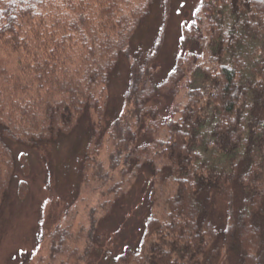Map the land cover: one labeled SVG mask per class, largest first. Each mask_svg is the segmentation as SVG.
Segmentation results:
<instances>
[{"label":"trees","instance_id":"1","mask_svg":"<svg viewBox=\"0 0 264 264\" xmlns=\"http://www.w3.org/2000/svg\"><path fill=\"white\" fill-rule=\"evenodd\" d=\"M163 1L159 35L136 57L155 0H0V214L17 179L13 146L41 151L83 124L91 142V113L103 117L112 78L129 61L105 144L86 150L83 178L99 196L86 206L88 225L68 207L40 264H93L103 219L139 181L140 235L107 252L110 264H215L233 251L239 264H264V0H199L182 28L188 50L155 81L172 4ZM163 95L164 115L152 106ZM26 189L22 180L19 194Z\"/></svg>","mask_w":264,"mask_h":264},{"label":"rangeland","instance_id":"2","mask_svg":"<svg viewBox=\"0 0 264 264\" xmlns=\"http://www.w3.org/2000/svg\"><path fill=\"white\" fill-rule=\"evenodd\" d=\"M163 0H155L150 21L139 31L133 42V52L146 54L157 39L163 20ZM170 16L167 22L166 39L157 62L155 81L168 72L175 57L181 51L188 50L187 43L182 41L183 25L193 18L199 0H171ZM129 61H123L118 74L113 78L107 93L103 117L92 111V120L96 124L97 134L89 141L88 128L83 124L75 132L64 136L56 144H50L39 151L27 149L20 144L13 146L18 163L17 179H13L8 197L0 214V264H40V258L48 254L51 241L47 235L58 223L64 225L67 218L66 209L70 207L69 215L76 216L83 225L87 224V204H96L98 194L93 190L92 183H86L83 176L87 174L85 154L90 144L102 140L105 144V130L111 121L114 110L123 102V93L127 87V70L129 76ZM185 101L183 93L179 95L176 105ZM163 96L155 98L152 106L164 115L169 106ZM95 140V142H94ZM103 144V146H104ZM95 146V145H94ZM102 146V147H103ZM90 150V149H89ZM103 155V153H101ZM23 157L28 160V172L24 174ZM89 173V171H88ZM93 175L90 176L92 179ZM147 181V175L144 174ZM27 182L23 195L19 194L21 181ZM85 182V183H84ZM90 186H88V185ZM145 183L141 181L133 187L131 197L123 201L102 221L99 232L104 240L96 255L92 257L93 264H110L107 252L115 257L121 249L130 247L138 240L139 230L145 219ZM242 198L237 196L236 205L241 206ZM216 218L225 211V202L218 199ZM221 209V210H220ZM79 227V226H75ZM264 227V222H263ZM71 230V228H70ZM135 240V241H134ZM129 241H133L129 243ZM103 250V251H100ZM100 251V252H98ZM58 264V263H57ZM215 264H239L237 252H221Z\"/></svg>","mask_w":264,"mask_h":264}]
</instances>
